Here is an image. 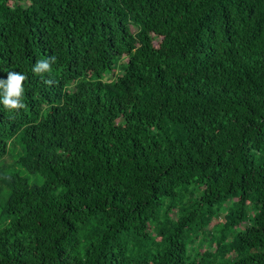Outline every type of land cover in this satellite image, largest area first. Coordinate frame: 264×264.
<instances>
[{"label": "trees", "instance_id": "1", "mask_svg": "<svg viewBox=\"0 0 264 264\" xmlns=\"http://www.w3.org/2000/svg\"><path fill=\"white\" fill-rule=\"evenodd\" d=\"M10 71L0 264H264V0H0Z\"/></svg>", "mask_w": 264, "mask_h": 264}, {"label": "clouds", "instance_id": "2", "mask_svg": "<svg viewBox=\"0 0 264 264\" xmlns=\"http://www.w3.org/2000/svg\"><path fill=\"white\" fill-rule=\"evenodd\" d=\"M55 56L38 60L33 66L34 74H44L50 72L52 64L55 63ZM26 76L19 72L10 71L6 74V78H0V103L8 110H19L25 107L23 101L24 81ZM45 83L51 84L48 80Z\"/></svg>", "mask_w": 264, "mask_h": 264}]
</instances>
